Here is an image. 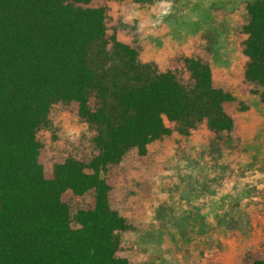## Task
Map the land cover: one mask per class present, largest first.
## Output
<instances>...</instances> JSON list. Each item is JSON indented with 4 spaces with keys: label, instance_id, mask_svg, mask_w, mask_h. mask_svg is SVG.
Segmentation results:
<instances>
[{
    "label": "rangeland",
    "instance_id": "obj_1",
    "mask_svg": "<svg viewBox=\"0 0 264 264\" xmlns=\"http://www.w3.org/2000/svg\"><path fill=\"white\" fill-rule=\"evenodd\" d=\"M26 1L32 14L54 13L49 0ZM254 2L69 3L89 29L92 69L110 67L120 46L138 70L231 90L238 101L211 103L204 118L182 120L175 100L154 99L144 125L148 144L104 170L93 163L97 152L89 121L98 102L89 87L62 93L46 115L17 116V164L65 213L58 234L64 248L72 253L84 248L85 238L78 234L83 228L74 217L77 211L94 210L95 189L103 179L109 187L108 209H117L124 222V229L110 238L114 264H264V104L248 94L261 91L264 68L251 66L258 63L246 48L249 29L261 16ZM173 177L177 204L172 206ZM199 180L200 187L194 185ZM182 198L186 208L175 221L171 215ZM166 214L176 240L164 238L163 229L137 230L127 221L151 218L157 224Z\"/></svg>",
    "mask_w": 264,
    "mask_h": 264
},
{
    "label": "trees",
    "instance_id": "obj_2",
    "mask_svg": "<svg viewBox=\"0 0 264 264\" xmlns=\"http://www.w3.org/2000/svg\"><path fill=\"white\" fill-rule=\"evenodd\" d=\"M54 13L32 14L26 0H0V264H114L112 234L124 222L107 206L109 187L100 179L93 211H77L84 248L72 253L58 241L66 219L48 199L49 192L18 166L17 116L48 114L62 93L77 94L89 87L98 102L89 121L95 166L104 170L131 149L149 142L144 129L154 99H173L182 120L204 118L206 106L238 101L231 90H214L172 75L138 70L129 51L118 46L113 64L94 70L88 63L87 24L75 0H49ZM261 14L249 29L246 46L253 68H264V0H255ZM261 91H248L264 104ZM240 105V103H239ZM241 106V105H240ZM202 181H205L203 179ZM202 181L194 185L201 186ZM73 193L79 194L76 187ZM186 208L184 198L172 213ZM174 222V221H173Z\"/></svg>",
    "mask_w": 264,
    "mask_h": 264
},
{
    "label": "crops",
    "instance_id": "obj_3",
    "mask_svg": "<svg viewBox=\"0 0 264 264\" xmlns=\"http://www.w3.org/2000/svg\"><path fill=\"white\" fill-rule=\"evenodd\" d=\"M105 66H99V67H95L96 69H100V68H104ZM173 173V172H172ZM176 186H175V179L173 177L172 181H171V189L173 191V196L172 199L169 200V204L176 205L177 204V195H176ZM115 212L119 213L117 209H112ZM121 214V212H120ZM125 216V215H124ZM129 223L131 224V226H133L135 229L139 230V229H152V228H160L164 230V238H171L173 240H176L175 237V232L173 230V227L171 225V223L169 222V218L168 215L166 214L163 219L161 220V222L159 223H155L154 221L151 220V218L142 220V221H137L132 219L131 217H128ZM154 222V224H152Z\"/></svg>",
    "mask_w": 264,
    "mask_h": 264
}]
</instances>
